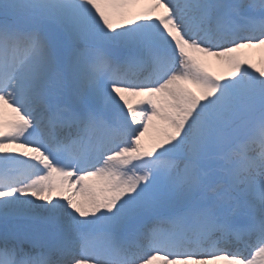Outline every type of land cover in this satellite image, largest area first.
Wrapping results in <instances>:
<instances>
[{
  "label": "snow or ice",
  "instance_id": "6c2138e0",
  "mask_svg": "<svg viewBox=\"0 0 264 264\" xmlns=\"http://www.w3.org/2000/svg\"><path fill=\"white\" fill-rule=\"evenodd\" d=\"M0 264H264V0H0Z\"/></svg>",
  "mask_w": 264,
  "mask_h": 264
},
{
  "label": "rangeland",
  "instance_id": "374dc122",
  "mask_svg": "<svg viewBox=\"0 0 264 264\" xmlns=\"http://www.w3.org/2000/svg\"><path fill=\"white\" fill-rule=\"evenodd\" d=\"M212 67H213V70H214V71H217V72L222 71L221 66H219V65L216 64L215 62L213 63V66H212ZM147 138H148V137H147V135H146V138H145V139L147 140Z\"/></svg>",
  "mask_w": 264,
  "mask_h": 264
}]
</instances>
